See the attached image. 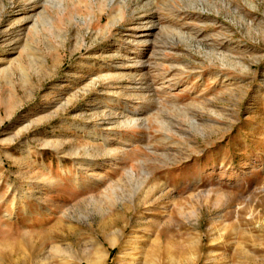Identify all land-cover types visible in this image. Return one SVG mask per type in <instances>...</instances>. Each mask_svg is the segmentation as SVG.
Wrapping results in <instances>:
<instances>
[{
  "label": "rangeland",
  "instance_id": "374dc122",
  "mask_svg": "<svg viewBox=\"0 0 264 264\" xmlns=\"http://www.w3.org/2000/svg\"><path fill=\"white\" fill-rule=\"evenodd\" d=\"M23 1L0 0V264H264V0Z\"/></svg>",
  "mask_w": 264,
  "mask_h": 264
},
{
  "label": "bare ground",
  "instance_id": "6f19581e",
  "mask_svg": "<svg viewBox=\"0 0 264 264\" xmlns=\"http://www.w3.org/2000/svg\"><path fill=\"white\" fill-rule=\"evenodd\" d=\"M27 2L28 4H30L29 3V1H31L32 2V4H34V3H37L39 0H24L23 2ZM55 1V3H56V6H57V8H58V10L60 9V11L63 9V6H64V1L65 0H54ZM91 1V0H90ZM92 1H94V0H92ZM125 1V0H124ZM132 1V0H131ZM224 1V0H223ZM41 2V1H40ZM117 2V1H116ZM115 0H112L111 1V3H110V6H112V5H114L115 3ZM25 5V4H24ZM55 6V7H56ZM255 7V6H254ZM139 8V7H138ZM226 8V7H225ZM139 9H141V8H139ZM43 10H45V9H43ZM148 11V10H147ZM232 11V10H231ZM42 12H44V11H42ZM235 12V11H234ZM133 13H136V11L134 10V12ZM140 13H142V12H140ZM120 14H121V11H119V13L115 16V19L117 18V17H119L120 16ZM29 15V14H28ZM46 15V14H45ZM134 15H136V14H134ZM28 17H30V16H28ZM132 17V16H131ZM26 18V17H25ZM31 18V17H30ZM120 18V17H119ZM142 19V18H141ZM117 20V19H116ZM42 22L48 27V28H53L52 27V24H51V17H49V16H47V17H44L43 16V18H42ZM151 22V21H150ZM124 122L125 123H127V124H134V122H135V118H131V117H129V118H125L124 119ZM88 133H91V132H88ZM93 133V132H92ZM94 135L95 136H97V134H96V132H94ZM100 135V134H99ZM98 137V136H97ZM100 137H102V136H100ZM99 137V138H100ZM107 140H105V142H106ZM94 145H91V144H86L85 146H84V154L85 155H88L89 157H91V158H93L94 157V155L90 152L91 150H93L94 149ZM112 151V149H106V150H104L103 151V153L104 154H109L110 152ZM98 153H99V151H97ZM93 156V157H92ZM135 258V256H133L132 257V259H134ZM78 264H96L95 262H94V260L93 259H91V258H85V259H82V260H80L79 262H78Z\"/></svg>",
  "mask_w": 264,
  "mask_h": 264
}]
</instances>
